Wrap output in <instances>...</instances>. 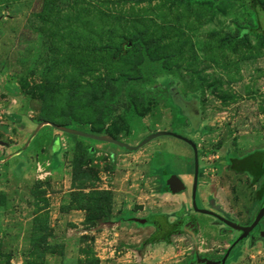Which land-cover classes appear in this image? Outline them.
<instances>
[{
  "label": "rangeland",
  "instance_id": "obj_1",
  "mask_svg": "<svg viewBox=\"0 0 264 264\" xmlns=\"http://www.w3.org/2000/svg\"><path fill=\"white\" fill-rule=\"evenodd\" d=\"M254 152L264 32L245 0H0V264H221L238 232L196 210L252 224L264 179L232 162ZM257 237L225 264H264Z\"/></svg>",
  "mask_w": 264,
  "mask_h": 264
},
{
  "label": "trees",
  "instance_id": "obj_2",
  "mask_svg": "<svg viewBox=\"0 0 264 264\" xmlns=\"http://www.w3.org/2000/svg\"><path fill=\"white\" fill-rule=\"evenodd\" d=\"M250 3L254 8L257 16V21L259 22L260 30L264 32V9L258 0H245ZM232 168L238 172L249 173L253 177V182L255 183V178L262 176L264 179V152H254L247 155L241 159L233 158ZM174 177V174H166L164 178L166 180ZM260 201L264 199V187L257 191ZM146 222H149L147 220ZM150 223V222H149ZM226 261V260H225ZM225 264V263H224Z\"/></svg>",
  "mask_w": 264,
  "mask_h": 264
},
{
  "label": "water",
  "instance_id": "obj_3",
  "mask_svg": "<svg viewBox=\"0 0 264 264\" xmlns=\"http://www.w3.org/2000/svg\"><path fill=\"white\" fill-rule=\"evenodd\" d=\"M197 118H198V112L195 108H192V114H191V123H194L197 121ZM160 134H155V135H152L151 138H155L156 136H159ZM189 144L191 143L190 141H188ZM117 143V142H116ZM119 144V143H117ZM192 145V143H191ZM193 146V145H192ZM194 148V160H195V164H194V175H193V200H192V203H193V206L194 208L195 207V202H194V196H195V192H196V187H197V175H198V169H197V149L195 146H193ZM135 149V148H134ZM258 177V176H257ZM164 182L166 183V186L169 188L170 192L174 193V194H178L182 189H183V184L181 183V181L178 179V178H171V179H168L166 180L165 178L163 179ZM197 212H200V213H203V214H207V215H211V214H214L213 212L211 211H208V210H196ZM216 216H218L219 220H222L224 221V223L234 229V230H243L244 231V234L243 236H246V234L248 233L249 230H252L254 229V227H256V225H258L259 221L262 219V217L264 216V203L262 205V207L260 208V210L258 211V214L256 215L255 217V220L253 221V223L251 224V226H249L248 228H243L241 226H239L238 224L232 222V221H229L217 214H215ZM144 220H141V222H143ZM225 260H226V257H224L222 259V262L221 264H224L225 263Z\"/></svg>",
  "mask_w": 264,
  "mask_h": 264
},
{
  "label": "flooded vegetation",
  "instance_id": "obj_4",
  "mask_svg": "<svg viewBox=\"0 0 264 264\" xmlns=\"http://www.w3.org/2000/svg\"><path fill=\"white\" fill-rule=\"evenodd\" d=\"M210 216H212L214 219H217V220L220 221L221 223L225 224L224 221L219 220L218 216H216L215 213H214V214H211ZM219 216H220V215H219ZM263 217H264V216H263ZM263 217H262V218H263ZM249 218H250L249 223H247V224H244V223H243V224H238V225L241 226V227H243V228H248L249 226H251V215H250ZM229 220H230V219H229ZM230 221L234 222L233 220H230ZM175 223H177V222H175ZM234 223H235V222H234ZM177 225H178V224H177ZM181 225H182V226H180L181 229L178 230V232H183V231H186V230L191 229V225H190V224H189V225H187V224H184V225L181 224ZM178 226H179V225H178ZM225 226H227V225L225 224ZM235 231L238 232V233H236V239L230 244L229 248H228L227 251L225 252V254H227V255L224 254V256L221 258V259H223L224 257H226V262H227V259H229L230 251H231L235 246H238V247H239L240 242L243 241L244 238H248V237H249V238H252L254 233H256V235L259 236V237H257V238H259V239L264 238V220L261 219V220L259 221L258 225H256V227H254V229L248 231V233L246 234V236H243V234H244V231H243V230H235ZM239 238H241V239H239ZM238 239H239V240H238ZM226 262H225V263H226Z\"/></svg>",
  "mask_w": 264,
  "mask_h": 264
},
{
  "label": "crops",
  "instance_id": "obj_5",
  "mask_svg": "<svg viewBox=\"0 0 264 264\" xmlns=\"http://www.w3.org/2000/svg\"><path fill=\"white\" fill-rule=\"evenodd\" d=\"M17 104H18V102L15 99H13L12 100V104H11L12 106H10L11 107L10 109H12L14 107V109H12L13 110V113H11V116L13 118L12 121H14L19 126L18 138L21 141L23 138L26 137L27 133L30 131V127L28 126V123H24L23 120H25V119L28 120V118L19 114L18 111L20 110V108H17L16 107ZM40 127H42V126H38L37 125V129H39Z\"/></svg>",
  "mask_w": 264,
  "mask_h": 264
}]
</instances>
